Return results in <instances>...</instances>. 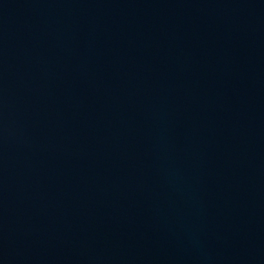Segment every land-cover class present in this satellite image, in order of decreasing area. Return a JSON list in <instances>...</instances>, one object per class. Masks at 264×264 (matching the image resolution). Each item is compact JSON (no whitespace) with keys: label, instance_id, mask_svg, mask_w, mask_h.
Instances as JSON below:
<instances>
[{"label":"water","instance_id":"1","mask_svg":"<svg viewBox=\"0 0 264 264\" xmlns=\"http://www.w3.org/2000/svg\"><path fill=\"white\" fill-rule=\"evenodd\" d=\"M0 264H264V0H0Z\"/></svg>","mask_w":264,"mask_h":264}]
</instances>
